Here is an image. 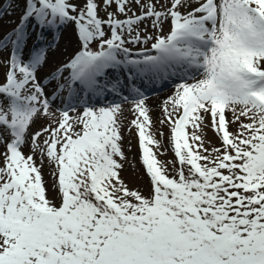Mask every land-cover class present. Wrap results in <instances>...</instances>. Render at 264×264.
Segmentation results:
<instances>
[{
    "label": "snow or ice",
    "instance_id": "obj_1",
    "mask_svg": "<svg viewBox=\"0 0 264 264\" xmlns=\"http://www.w3.org/2000/svg\"><path fill=\"white\" fill-rule=\"evenodd\" d=\"M0 264H264V0H0Z\"/></svg>",
    "mask_w": 264,
    "mask_h": 264
},
{
    "label": "rangeland",
    "instance_id": "obj_2",
    "mask_svg": "<svg viewBox=\"0 0 264 264\" xmlns=\"http://www.w3.org/2000/svg\"><path fill=\"white\" fill-rule=\"evenodd\" d=\"M18 15V14H17ZM103 15V13H102ZM16 15L13 17H6V19H15ZM57 39L59 40V44L61 47V50H63L67 44V33L58 34ZM68 51H71V49H68ZM171 87L164 88L163 90L158 88H149L147 90V103L149 107L152 109V117L155 121L156 118L160 115L159 106L162 102V100L170 94ZM111 97H109V102L111 101ZM125 115H128L126 112ZM129 119H131V116H128ZM44 123V121H37V125H34V127ZM235 125H233V128ZM165 133V146H167V129H163ZM208 136L214 140L213 134L211 131L208 132ZM129 141L131 142L129 145ZM124 146H125V152L126 155L129 158V162L126 163L124 171L121 173L122 177L126 180V182L129 184V187H139L142 190L146 191V183L147 178L143 175V168L139 163V149H138V142L135 134V130L133 129L131 133H128L127 131L124 132ZM129 146L131 147V151H129ZM27 151V150H25ZM159 159L161 160H170L174 159L171 151H167L164 155L159 156ZM45 180L51 182V178L49 177L47 173V169L45 170Z\"/></svg>",
    "mask_w": 264,
    "mask_h": 264
}]
</instances>
